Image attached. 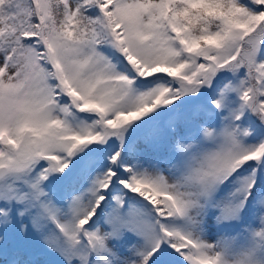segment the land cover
I'll return each mask as SVG.
<instances>
[{"label":"snow or ice","instance_id":"1","mask_svg":"<svg viewBox=\"0 0 264 264\" xmlns=\"http://www.w3.org/2000/svg\"><path fill=\"white\" fill-rule=\"evenodd\" d=\"M0 255L264 264V0H0Z\"/></svg>","mask_w":264,"mask_h":264},{"label":"rangeland","instance_id":"2","mask_svg":"<svg viewBox=\"0 0 264 264\" xmlns=\"http://www.w3.org/2000/svg\"><path fill=\"white\" fill-rule=\"evenodd\" d=\"M7 248H8V259H12L13 257L17 259H37L41 262L49 259H54L52 257H47L41 254L37 248L35 247L34 243L31 241H24L18 237L9 234V238L7 241ZM22 252L26 253L27 255L23 257ZM5 257L0 255V264H4Z\"/></svg>","mask_w":264,"mask_h":264}]
</instances>
